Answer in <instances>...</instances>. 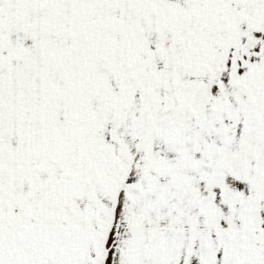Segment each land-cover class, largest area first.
<instances>
[{
	"label": "snow or ice",
	"instance_id": "snow-or-ice-1",
	"mask_svg": "<svg viewBox=\"0 0 264 264\" xmlns=\"http://www.w3.org/2000/svg\"><path fill=\"white\" fill-rule=\"evenodd\" d=\"M0 264H264V0H0Z\"/></svg>",
	"mask_w": 264,
	"mask_h": 264
}]
</instances>
